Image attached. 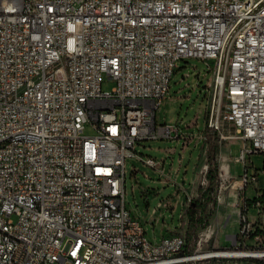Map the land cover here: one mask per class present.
I'll return each mask as SVG.
<instances>
[{
	"label": "built area",
	"instance_id": "2783aa9c",
	"mask_svg": "<svg viewBox=\"0 0 264 264\" xmlns=\"http://www.w3.org/2000/svg\"><path fill=\"white\" fill-rule=\"evenodd\" d=\"M190 58L212 73L206 128L234 127L244 171L232 245L201 250L211 228L188 254L181 232L150 241L126 182L129 158L157 165L137 144L179 137L157 112ZM256 153L264 173V0H0V264H264Z\"/></svg>",
	"mask_w": 264,
	"mask_h": 264
},
{
	"label": "rangeland",
	"instance_id": "374dc122",
	"mask_svg": "<svg viewBox=\"0 0 264 264\" xmlns=\"http://www.w3.org/2000/svg\"><path fill=\"white\" fill-rule=\"evenodd\" d=\"M211 75L212 73L211 71H209L206 62L196 58L181 60L178 62V69L176 70L175 74L171 79L170 89L166 95L169 97L170 95H175L177 94V92L180 91L179 93H181L183 96H186V98L188 99H186V101L184 102L180 117L185 118L187 120L192 119L193 117H197L198 124L201 127L204 126V123L206 121V109L209 104L210 98L207 84L208 81L211 79ZM114 86L115 81L110 79L107 75H104L102 84L103 91L111 90ZM169 109L170 108L167 106L163 99L162 104L157 112V118L159 122H164V119H166L167 121H174V119L179 116L178 112L173 113V111H169ZM83 133L86 135H92L94 134V129L90 124H87L85 129L83 130ZM224 134L226 135V137H222L221 134H219V152L217 155V162L219 164V178L224 184L222 195L229 191H232L235 196H238V194L242 192L241 189H238V186L240 185V175H242L244 171L243 164L241 162H237L235 170L236 175L234 174V171H232L231 175L229 173L227 175L222 176L221 168L222 164L224 163V159L226 158L225 162L227 163L232 162V160H230V158L228 157H225L222 152H224L225 148H227L233 155V157H235L240 153L242 142L240 141V139L227 137L236 135V131L233 126H226V131L224 132ZM160 146H166L165 142L161 141L160 139H154L146 140L141 142V144H137L136 149L139 153H143L145 157L151 155L153 157L160 158ZM251 157L254 160V165L250 167L251 172H255L256 169H259L260 172V179L257 186L251 184L245 190V195L248 198L252 199L257 193L256 187H264V173L260 171L263 166V155L260 153H256L252 154ZM179 160L180 156L179 153H177L173 162V175L175 178L177 177V180L179 182H184V177H186L185 183L188 184V178L191 174L190 170L186 172L189 165L188 158H183L181 164ZM133 166H136V168L139 169L135 176L131 175ZM169 166L170 165H168V167ZM127 168V207L132 211V213L136 217L140 218L143 221L147 231V236L150 241L153 243L159 242L158 240L160 239V221L156 224L154 222H151L150 212L152 208L157 205L160 199L166 197L169 193H171V189L167 186L166 188H164L160 184L159 176L155 169L142 160L129 158L127 160ZM178 168L180 169V171L178 176H176V170ZM208 185L209 180L204 185V188H207ZM148 187L155 188L156 190L157 188H161V191L158 194H154L153 192L145 193V188ZM211 195H213V193H211ZM146 201L149 202V205L146 204ZM209 209L210 203L207 210ZM257 215L258 214L256 208L251 207L249 212L250 219L252 221L256 220ZM175 219L178 222L177 215ZM234 219L237 220V213H235L233 220ZM209 229H211L210 224L207 227L200 229L199 234L204 232L206 233L209 231ZM217 238L220 239L222 247H230L232 245V241L223 237V235H218ZM205 249H207V247L203 246L201 250ZM186 252L188 254L192 253V251H189L188 249Z\"/></svg>",
	"mask_w": 264,
	"mask_h": 264
},
{
	"label": "crops",
	"instance_id": "0c3cea01",
	"mask_svg": "<svg viewBox=\"0 0 264 264\" xmlns=\"http://www.w3.org/2000/svg\"><path fill=\"white\" fill-rule=\"evenodd\" d=\"M180 92V91H179ZM177 92L175 95L166 96L164 98L165 103L170 108L169 111L173 113L178 112L179 116L174 119V121H167L166 123H175L180 126L179 137H173L171 139H162L166 146H160V158L153 157L157 160L156 166H151L158 173L160 184L166 188L171 189L166 197L160 199L155 207L152 208L150 212V221L155 224L160 221V239L170 233L181 232L186 234L188 228V216L187 209L189 207V200L197 198L200 195L201 187L209 180L208 171L205 170V165H208V155H209V144H210V134L206 128V121L204 126L201 127L198 124V118L193 117L192 119H185L180 117L182 112L184 102L186 101V96ZM187 141L188 145L184 147V143ZM170 148L173 149L172 152L168 151ZM179 153L180 164L183 158H188V170L191 174L188 178V184L185 183L186 177H184V182H179L177 177L173 175V162L175 155ZM225 157L230 158L232 162H225L222 164L221 173L227 175V173L232 174L234 171L236 175V164L234 162V157L230 151L225 148L222 152ZM218 158V157H217ZM168 165H170L168 167ZM223 166L226 168H223ZM139 169L133 166L132 176L137 174ZM180 169L176 170V176H178ZM175 172V170H174ZM161 188H145V193H160ZM237 201V196L229 191L222 195V199L218 202L215 214L210 220L211 228L215 230V234L209 242H205L204 246H221L220 239L217 238L218 235H223V237L232 241V236L238 230V221L233 220L235 213H237L235 205ZM149 205V202L146 201ZM178 216V222L175 217ZM224 217V218H223ZM238 219V215H237ZM171 220V221H170ZM211 230L205 233V235L210 234ZM217 238V239H216ZM202 264H221L216 261H204Z\"/></svg>",
	"mask_w": 264,
	"mask_h": 264
},
{
	"label": "trees",
	"instance_id": "16d2710c",
	"mask_svg": "<svg viewBox=\"0 0 264 264\" xmlns=\"http://www.w3.org/2000/svg\"><path fill=\"white\" fill-rule=\"evenodd\" d=\"M210 134L209 155H208V178L207 188L201 187L200 195L190 201L187 209L188 228L186 231L187 249L193 251L199 239V230L210 224L211 217L215 214L217 201V188L220 184L219 164L217 155L219 152V133L215 129L207 128ZM213 193V195H211ZM210 203V209H208Z\"/></svg>",
	"mask_w": 264,
	"mask_h": 264
},
{
	"label": "bare ground",
	"instance_id": "6f19581e",
	"mask_svg": "<svg viewBox=\"0 0 264 264\" xmlns=\"http://www.w3.org/2000/svg\"><path fill=\"white\" fill-rule=\"evenodd\" d=\"M224 168H226V166Z\"/></svg>",
	"mask_w": 264,
	"mask_h": 264
}]
</instances>
